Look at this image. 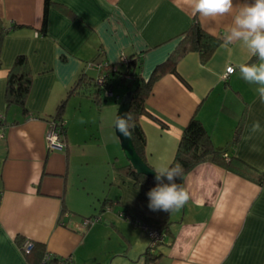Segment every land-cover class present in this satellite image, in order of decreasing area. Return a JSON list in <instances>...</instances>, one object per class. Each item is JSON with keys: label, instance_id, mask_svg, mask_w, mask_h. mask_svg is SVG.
<instances>
[{"label": "crops", "instance_id": "0c3cea01", "mask_svg": "<svg viewBox=\"0 0 264 264\" xmlns=\"http://www.w3.org/2000/svg\"><path fill=\"white\" fill-rule=\"evenodd\" d=\"M53 1L43 33L44 0H0L9 29L0 68V264H41L37 253L27 257L22 240L43 244L53 258L70 256L72 264H146L143 224L166 230L150 264H264V183L203 162L183 178L184 206L150 210L154 186L137 185L120 170L129 164L115 125L123 98L113 104L71 92L81 74L98 75L91 61L123 70L121 56L140 57L149 79L198 21L223 42L207 61L188 52L177 65L183 79L168 72L154 83L146 105L166 125L141 117L146 161L169 168L195 116L216 150L264 172V102L238 68L253 56L239 41L224 43L239 8L202 19L185 0ZM21 54L33 75L26 114L6 102L8 74ZM230 65L235 71L225 79ZM65 100L66 147L52 150L46 134ZM256 121L261 130L253 133Z\"/></svg>", "mask_w": 264, "mask_h": 264}, {"label": "trees", "instance_id": "16d2710c", "mask_svg": "<svg viewBox=\"0 0 264 264\" xmlns=\"http://www.w3.org/2000/svg\"><path fill=\"white\" fill-rule=\"evenodd\" d=\"M56 3L53 0H44V13L42 31L46 33L48 25L49 11ZM20 27L14 25L13 28ZM9 29L5 26L4 21L0 18V68L2 67V47L3 41L8 34ZM181 40L177 48L171 53L168 59L160 64L151 75L149 79H145L141 72V58L132 57L126 65H122L124 69L120 67L113 71H110L108 78L115 79L116 75L123 77L124 80H130L134 82V87H129V91H134L133 99L128 110V114L131 116L130 124L132 127L129 129V136L134 144L138 154L146 161V135L141 126L140 119L142 116H151L161 123L166 125L162 120L152 114L147 108L146 101L152 92L154 83L159 80L164 74L170 72L180 79H183L177 70L179 61L190 51H197L201 54L203 61H207L214 50L223 42V39L218 35H213L207 32L200 23L194 22L191 27L182 34ZM258 58L252 57L249 63H254ZM115 67L109 65L108 69L111 70ZM33 83V75L29 66L28 58L26 55L21 54L16 57L13 67L11 68L6 89V102L10 105H17L23 109V113H28L27 110V98L30 94ZM108 89H113V84H107ZM79 90V93L94 97L95 99L104 98L103 88L99 86L94 77L88 76L87 73L81 74L79 80L71 92ZM66 106V100L58 107L56 115L50 120H64L62 113ZM65 133V126L63 128ZM227 155V156H225ZM203 162H213L228 171H231L245 179L256 182L258 184L264 183V172H261L254 167L250 166L243 160L234 155L223 153L215 149L213 142L205 129L201 120L197 117H192L188 125L184 129L181 137L177 154L170 164L169 168H174L177 165L181 170L180 176L176 179V183L182 186V181L185 175L191 171L194 167ZM120 170L125 171L131 178H133L136 184L144 183L156 186V180L138 174L133 167L128 164L122 167ZM167 183V178H163ZM155 227V226H154ZM166 234L164 226L157 227ZM22 246L24 240L19 241ZM37 253L43 260L46 252L44 246L41 243L33 242V248L30 252L26 253L27 257ZM158 258L157 252H151L150 249L145 253L146 264L155 262ZM55 260V258H53Z\"/></svg>", "mask_w": 264, "mask_h": 264}, {"label": "clouds", "instance_id": "9594fccd", "mask_svg": "<svg viewBox=\"0 0 264 264\" xmlns=\"http://www.w3.org/2000/svg\"><path fill=\"white\" fill-rule=\"evenodd\" d=\"M185 3L191 7L193 16L199 14L202 19H215L232 12L234 6L239 8L227 29L224 43L228 46L239 41L251 56L258 58L256 63H241L238 68L245 81L259 86L257 92L261 102H264V0H245L237 5H234V0H185ZM227 71L231 73L234 69L230 67ZM130 121L131 116L128 113L117 118L115 125L121 135L129 134L132 127ZM260 130L259 121L254 122L251 131L255 133ZM155 173L156 186L147 193L149 209L168 212L184 206L189 199V193L176 183L181 174L179 166L166 167L163 170L157 168ZM164 177L167 178V183L164 182Z\"/></svg>", "mask_w": 264, "mask_h": 264}, {"label": "built area", "instance_id": "2783aa9c", "mask_svg": "<svg viewBox=\"0 0 264 264\" xmlns=\"http://www.w3.org/2000/svg\"><path fill=\"white\" fill-rule=\"evenodd\" d=\"M129 59L125 56H121V65H126L128 63ZM109 64L105 61H91L88 63V69L89 70H94L97 71L98 75L96 76V82L99 86L103 88V94L104 96L111 97L114 96L113 89H108L106 86L107 84H113V79H109V73L110 71L115 70L117 67H113V69L109 70L108 69ZM233 68L235 71V67L230 65L227 67L226 72L224 74V78L227 79L230 74H232L234 71L229 73L227 70L228 68ZM65 126V121L64 120H56V121H51L49 123V128L46 134V141L49 149H64L66 147L65 140H64V133H63V128ZM3 136V134L1 135ZM227 156V155H225ZM90 220H86L85 224H88ZM143 230L147 234V236L150 239V245L149 249L151 252H156L157 247L164 243L166 240V234L160 230L157 227L154 226H149V225H142ZM33 248V242L30 240H25L21 246V249L25 252L28 253L31 251ZM41 264H72V257L67 256V257H57L55 260H53V257L51 254L46 253L44 256Z\"/></svg>", "mask_w": 264, "mask_h": 264}, {"label": "water", "instance_id": "95a60500", "mask_svg": "<svg viewBox=\"0 0 264 264\" xmlns=\"http://www.w3.org/2000/svg\"><path fill=\"white\" fill-rule=\"evenodd\" d=\"M134 91H128L120 102L118 117L124 116L128 113L130 108L132 99H133ZM117 135L120 139L121 147L125 154V157L128 159L129 164L133 167V169L138 173L145 175L152 180H155V169H153L147 162L143 160V158L138 154L137 150L134 147V144L129 136L121 135L119 130L117 129Z\"/></svg>", "mask_w": 264, "mask_h": 264}, {"label": "rangeland", "instance_id": "374dc122", "mask_svg": "<svg viewBox=\"0 0 264 264\" xmlns=\"http://www.w3.org/2000/svg\"><path fill=\"white\" fill-rule=\"evenodd\" d=\"M134 82L130 81V80H122V79H118L117 80H114L113 82V90H114V93H115V96H111V97H104L105 100H107L108 102H112L113 104H115V100H119L117 99V96L120 95L122 98L123 96L129 91V87H134ZM122 101V99L119 101V104L120 102ZM119 104H117V106H119ZM123 152V151H122Z\"/></svg>", "mask_w": 264, "mask_h": 264}]
</instances>
